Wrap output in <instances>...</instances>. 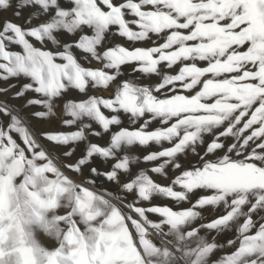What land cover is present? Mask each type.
<instances>
[{
	"label": "snow or ice",
	"instance_id": "snow-or-ice-1",
	"mask_svg": "<svg viewBox=\"0 0 264 264\" xmlns=\"http://www.w3.org/2000/svg\"><path fill=\"white\" fill-rule=\"evenodd\" d=\"M23 9L26 26L0 23V80L26 81L13 99L32 94L0 103V264H264V0H16ZM58 102L74 130H36ZM151 145L152 167L133 172L131 149ZM85 170L79 183L66 174ZM169 172L168 184L149 175Z\"/></svg>",
	"mask_w": 264,
	"mask_h": 264
},
{
	"label": "rangeland",
	"instance_id": "rangeland-1",
	"mask_svg": "<svg viewBox=\"0 0 264 264\" xmlns=\"http://www.w3.org/2000/svg\"><path fill=\"white\" fill-rule=\"evenodd\" d=\"M66 2H68V0H62V3H66ZM15 5H16V0H13V7L12 8L8 9L7 11H0V23H2L5 20H12L17 24L26 26V18L29 16L30 12L33 11V9L21 10V17L17 18L14 15ZM36 22H37L36 20H33V23H36ZM67 38L71 39V37H67ZM34 43H36L37 47H40L39 43H37V42H34ZM48 47H51V45H48ZM78 55H81V54L78 53ZM86 66L99 68L100 64H98L95 61H92V63L90 65H88L86 63ZM25 82H26L25 80L22 82L21 79L20 80L12 79V80H9L7 82L0 80V89L8 88V86L10 84L16 85L15 89H11L7 92H0V103H7V104L13 105V106L25 105L26 99L31 98L32 94H30V93L26 94V97L23 99H13L15 92ZM89 94L90 95H97V96H105L106 95L107 97H111L113 95V93L111 94V92H108V91L103 92L100 90L99 91L98 90H91V91H89ZM68 98H70V99L75 98L76 100H79L81 98V96L77 92L72 91L69 94ZM35 110H42V109H39V107H37ZM25 111L30 114L32 109H25ZM67 118H69V117H66V115L64 113L63 102H58V104L55 108V115L54 116H50L47 119L34 121L33 126L35 127L36 130H39L42 132H60V131L70 132V131H73L74 130L73 128L63 127V120L67 119ZM90 139L92 140V142L98 143L100 145H104L108 141V139L105 138L104 136L103 137H90ZM45 143H47V142L45 141ZM48 147L54 154L62 155V151H63L62 149L54 148L51 144H48ZM79 155H80V151L78 150L76 155L73 157V160L78 158ZM112 163H114V161L109 160L108 163L105 164V163H103V161L100 158L97 157L95 160L94 166H97V167H100L103 169V168L109 167ZM132 171L135 172L136 170H132ZM66 174L69 175L74 181H76L78 183L84 181L88 175L87 170H85V172L83 174H77V173L71 172V171H68ZM175 174L176 173L169 172V179H165L164 177L159 176L160 181L159 180L156 181L154 179V177L157 176V178H158V175L149 173V175H151L152 178L156 182L161 183V184H168L170 182V178L174 177ZM89 187H91V186L89 185ZM105 189H107L111 192H116L117 191V185L112 184V183L98 182V184L96 185L94 190L97 192V194H100L101 192H104ZM128 199H131V197H128ZM152 203L157 204V205L169 206V207H172L174 210H182V209H185V208L190 206L189 202H181V203L177 204L175 201L168 199V198L161 197V196L153 197ZM144 206L147 207L149 205L147 202H145ZM204 215L206 217H208L210 215V213L208 211H205ZM211 215H214V213H212ZM151 218L156 219L157 217L155 215H151ZM207 222H208L207 220L202 221V223H207ZM198 223H201V222H198ZM200 234L202 236H206V238H208L209 240H211L213 237H215L216 240L221 244L225 243V241L228 238H232V236H233V233H224V234L217 235L215 232H210L207 230H201ZM39 239L41 240V242L45 246H47L49 248H52L54 246V242L44 233L39 234ZM232 251H234V249L228 248V247L218 249L212 255L211 261L214 262V261H217L219 258H224L227 253H230Z\"/></svg>",
	"mask_w": 264,
	"mask_h": 264
},
{
	"label": "crops",
	"instance_id": "crops-1",
	"mask_svg": "<svg viewBox=\"0 0 264 264\" xmlns=\"http://www.w3.org/2000/svg\"><path fill=\"white\" fill-rule=\"evenodd\" d=\"M114 39H115V41L118 42V43H124V41L120 40L119 38H114ZM126 46L131 47L132 45L129 43V44H127ZM136 46H142V45H136ZM21 81L23 82L24 80L21 79ZM114 88H115V85H113L112 88L107 89V90H105V89H90V91H91V90H98V91L100 90V91H105V92L108 91V92H111V94H112ZM104 97H107V96L105 95ZM105 112H107V110H105ZM125 124H127V120H126V119H125ZM94 127H97V126L94 125ZM104 137L108 139V135H107V134H105ZM148 150H157V146H155V145H151V146H150V149H144V148H142V147L137 146V147H134V148L131 149V153H132V154L141 157V160H140L139 164H137V165H133L132 170H136V171H137L138 169H144V168H149V169H150V168L152 167V164H145V163L143 162V160H142L143 155L146 154V151H148ZM153 177H154V176H153ZM155 177H156V178H155ZM155 177H154V179H155L156 181H157V180L160 181L159 176H158V178H157V176H155Z\"/></svg>",
	"mask_w": 264,
	"mask_h": 264
},
{
	"label": "bare ground",
	"instance_id": "bare-ground-1",
	"mask_svg": "<svg viewBox=\"0 0 264 264\" xmlns=\"http://www.w3.org/2000/svg\"><path fill=\"white\" fill-rule=\"evenodd\" d=\"M104 92V91H103ZM106 94V93H105ZM109 95V94H108ZM100 194H104V192H101Z\"/></svg>",
	"mask_w": 264,
	"mask_h": 264
}]
</instances>
